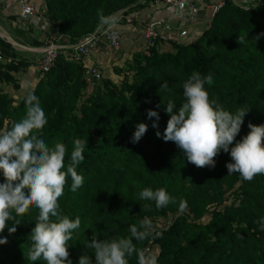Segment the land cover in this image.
<instances>
[{
    "label": "trees",
    "instance_id": "16d2710c",
    "mask_svg": "<svg viewBox=\"0 0 264 264\" xmlns=\"http://www.w3.org/2000/svg\"><path fill=\"white\" fill-rule=\"evenodd\" d=\"M44 2L58 33L75 42L103 25L102 17L145 0ZM0 55V82L18 89L12 73L27 63L7 58L12 53L1 38ZM84 69L61 53L30 92L48 115L44 127L33 131L50 146L66 145V165L75 141L88 140L85 159L77 168L84 184L73 192L68 177L59 198L61 215L81 220L69 242L73 264L86 252L94 260L93 234L101 240L129 237L131 228H139L145 219L155 222L167 217L171 223L158 235L133 238L137 251L129 257V264H139L141 259L150 264V257L156 264H264V231L256 222L264 217V174L251 181L239 173L228 174L226 163L231 157L223 151L215 157V167H197L174 142L158 137L151 126L155 118L147 117L149 109L159 111L158 130L163 134L170 118L164 103L173 99L179 107L184 100L183 82L199 71L213 76L210 97L226 110L249 109L237 140L250 131L249 122L264 123V2L244 10L233 0H224L195 42L173 44L172 51H160L156 43L149 55L137 52L126 68L131 80L124 77L116 85L103 78L87 97H82ZM162 84L167 88H161ZM27 96L17 101L0 88V134L25 117ZM140 122L149 127L133 143L131 137ZM145 187L164 188L174 200L163 208H157L154 201L139 200ZM181 201L187 203L183 210ZM38 214L39 209L30 205L17 217L21 222L14 232L6 226L0 233L6 238L0 244V264H46L28 259Z\"/></svg>",
    "mask_w": 264,
    "mask_h": 264
},
{
    "label": "clouds",
    "instance_id": "9594fccd",
    "mask_svg": "<svg viewBox=\"0 0 264 264\" xmlns=\"http://www.w3.org/2000/svg\"><path fill=\"white\" fill-rule=\"evenodd\" d=\"M102 21L114 26L116 16L102 17ZM211 74L193 71L183 82L182 104L177 107L175 100L164 103L169 114L163 134L158 130L160 113L156 109L147 111L156 135L165 142L172 141L181 150L187 161L197 167H215V157L222 151L229 153L231 160L226 163L228 174L239 173L242 179L251 181L256 175L264 174V123L249 122L250 131L236 139L241 132L244 118L249 109L239 108L235 112L226 110L216 99L210 97L208 88L213 84ZM161 88H167L162 84ZM25 117L15 123L6 133L0 134V233L6 226L9 232L20 224L17 217L29 210L30 205L39 209L31 231L32 248L28 259L31 262L43 260L46 264H73L70 258L69 242L73 233L81 227V220L61 215L59 198L64 194L67 178L71 177L70 190L75 192L84 184V176L77 168L85 159L84 151L88 140H76L65 164L67 147L63 143L49 145L43 136L33 130L42 129L48 115L34 92L25 100ZM160 108L161 105H157ZM149 125L140 122L131 137L138 143ZM139 200L154 201L157 208H163L172 197L166 189L145 187L139 192ZM181 201L180 208H186ZM11 221V227L8 222ZM264 231V217L257 221ZM151 222L145 219L142 225L131 228V236L119 239L101 240L93 234L90 246L94 249V260L86 252L77 264H129V257L137 251L133 238L143 240L150 235ZM6 238L0 237V244ZM150 264H156L149 258ZM139 264H145L141 259Z\"/></svg>",
    "mask_w": 264,
    "mask_h": 264
},
{
    "label": "crops",
    "instance_id": "0c3cea01",
    "mask_svg": "<svg viewBox=\"0 0 264 264\" xmlns=\"http://www.w3.org/2000/svg\"><path fill=\"white\" fill-rule=\"evenodd\" d=\"M220 0H193L198 7L197 14L190 18L189 10L174 15L172 8L166 5L151 7L145 0L144 4H135L127 8L126 15L133 18L132 23L119 21L117 27L121 32V44L118 51L113 50L105 41H101L87 57L86 65L98 66L103 78L118 79L123 69L132 62L133 56L143 47L144 25L151 21H161L171 25V33L177 41H163L158 44L160 51H172L173 44L193 43L205 31L213 16L214 5ZM36 14L26 21L19 18L18 0H0V38L9 45V53L15 62H25L29 66L22 67L12 75L17 79L19 88L12 84L0 82V88L13 96L37 82V62L49 39L61 35L57 31L56 22L47 14L44 0H34ZM186 34L179 37V31ZM63 35V40H65ZM4 62L8 61L3 59ZM37 61V62H36ZM36 63V65H34Z\"/></svg>",
    "mask_w": 264,
    "mask_h": 264
},
{
    "label": "built area",
    "instance_id": "2783aa9c",
    "mask_svg": "<svg viewBox=\"0 0 264 264\" xmlns=\"http://www.w3.org/2000/svg\"><path fill=\"white\" fill-rule=\"evenodd\" d=\"M260 0H233L241 9L248 10L251 7H255ZM264 2V0H262ZM20 6L19 18L22 21H26L36 14V7L34 0H18ZM149 5L155 7L158 5H166L172 8L174 15H179L185 10H189L190 18H193L197 12L198 7L193 0H149ZM224 5V0L218 1L213 10L216 12ZM127 8L121 9L116 13L110 15L116 16L118 21H124L126 23H132L133 18L126 15ZM117 23L114 26L103 24L95 31L85 35L78 41L72 42L69 37L58 35L49 39L46 43L45 49L42 55L38 59L37 69L39 75L43 77L53 67L56 58L59 54H64L70 61L77 64L84 65V80L85 88L83 93L90 94L93 88L101 82L103 75L98 66L86 65L87 57L99 46L101 41H105L113 50L118 51L121 44V32L117 27ZM186 34L184 30L179 31L178 36L183 37ZM143 47L140 50L143 55H149L150 48L156 43L163 41H177L176 35L171 33V25L168 23H161V21H151L144 25L143 30ZM2 59L0 55V60ZM171 223V218L167 217L162 220L151 222L150 233L158 235L159 231ZM150 245L146 247V251H150Z\"/></svg>",
    "mask_w": 264,
    "mask_h": 264
},
{
    "label": "rangeland",
    "instance_id": "374dc122",
    "mask_svg": "<svg viewBox=\"0 0 264 264\" xmlns=\"http://www.w3.org/2000/svg\"><path fill=\"white\" fill-rule=\"evenodd\" d=\"M34 65H36V63H34ZM28 66H29V64H27V67ZM127 71H128L127 69H123V71L121 72L122 73L121 77H119L118 79H114L112 81L115 82L116 85H120V82H121V80H123L124 77H126V78L128 77V79L131 80L130 78H131V75L132 74L131 73L125 74ZM37 78L38 79H37V82L36 83H38V81H40L41 79H43L40 75H37ZM32 88H33V86H30V88L24 89V92L22 90L21 92L15 93L16 100L19 101L22 97L29 95L30 92L32 91ZM88 95L89 94L83 93L82 94V97H87Z\"/></svg>",
    "mask_w": 264,
    "mask_h": 264
}]
</instances>
